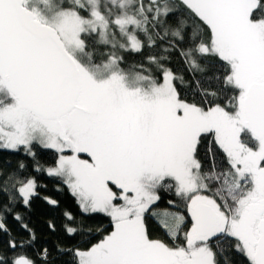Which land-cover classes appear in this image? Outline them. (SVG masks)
I'll use <instances>...</instances> for the list:
<instances>
[{"label": "snow or ice", "instance_id": "1", "mask_svg": "<svg viewBox=\"0 0 264 264\" xmlns=\"http://www.w3.org/2000/svg\"><path fill=\"white\" fill-rule=\"evenodd\" d=\"M173 56L199 102L180 98ZM36 148L58 158L34 171L111 219L98 242L57 246L64 264H264V0H0V150L34 159ZM26 168L0 167V231L12 215L34 240L15 210L36 195ZM161 189L186 209L153 213L171 245L145 225Z\"/></svg>", "mask_w": 264, "mask_h": 264}, {"label": "trees", "instance_id": "2", "mask_svg": "<svg viewBox=\"0 0 264 264\" xmlns=\"http://www.w3.org/2000/svg\"><path fill=\"white\" fill-rule=\"evenodd\" d=\"M142 58L141 55L125 54V59L129 64L138 62ZM170 66L178 76L182 75L184 77V84L176 81L180 98L189 103L199 102L200 96L194 97L193 95L196 91L194 78L184 70L179 58L173 56ZM197 78L202 80L204 87H208L203 77ZM243 137H245V134ZM212 141H214V134L202 135L198 149V159L205 165L208 164L206 149L209 142ZM213 148L216 150L214 144ZM35 152L36 155L33 159L32 157H26L22 149L19 152L0 150V167L15 168L18 162L23 160L27 164L24 175L34 176L37 183L36 195L32 198L30 210L15 209L22 213L24 216L23 222L27 223L32 230L35 239L30 240L29 232L25 231L20 226V223L13 219L12 215H7L4 223L7 225L8 231H0V258L10 262L13 257L23 254L26 258L35 261V264H45L40 254L44 249H47L49 253L47 264H64L65 261L70 259V254L61 255L57 252V246L63 248L88 247L98 242L112 230L111 219L103 213L83 214L76 198L71 194L61 178L50 177L46 171H34V162H38L43 168H47L48 166H53L54 161L58 158V154L54 150L36 148ZM65 154L71 155L70 152ZM80 158L88 159L86 154H81ZM158 195L160 199L155 203L152 211L158 212L160 209H171L186 214V209L179 198L175 196L174 189L172 191L161 189L158 191ZM45 197L56 201V204H50ZM169 200L175 201L177 206L171 207L168 204ZM65 213H71L74 219L69 221ZM65 225L73 226L80 230L75 235L69 236L65 232ZM145 225L151 238L161 239L165 243L172 244V241L152 215H145ZM10 240L16 244L14 250L9 247ZM234 259L237 264H241L242 258L240 256H235Z\"/></svg>", "mask_w": 264, "mask_h": 264}, {"label": "rangeland", "instance_id": "3", "mask_svg": "<svg viewBox=\"0 0 264 264\" xmlns=\"http://www.w3.org/2000/svg\"><path fill=\"white\" fill-rule=\"evenodd\" d=\"M243 134V133H242ZM247 137V136H246ZM244 138V137H241L242 139H245V140H247L248 139V137L247 138ZM164 209H160L158 212H155V211H150V213L149 212H146L147 214H151L152 216H153V213H161L162 211H163ZM169 211H174V210H171V209H168ZM154 217V216H153ZM161 219L163 218V217H160ZM154 219H155V221L157 222V217H154ZM158 223V222H157Z\"/></svg>", "mask_w": 264, "mask_h": 264}, {"label": "flooded vegetation", "instance_id": "4", "mask_svg": "<svg viewBox=\"0 0 264 264\" xmlns=\"http://www.w3.org/2000/svg\"><path fill=\"white\" fill-rule=\"evenodd\" d=\"M243 135H244V134H242V137H243ZM246 136H247V135L245 134V137H246ZM245 137H244V138H245ZM154 205H155V204H154ZM154 205H153V206H151L150 210L148 211L149 213H150V211H151V210H153V207H154ZM145 215H148V216H150L151 214H147V213H146Z\"/></svg>", "mask_w": 264, "mask_h": 264}]
</instances>
